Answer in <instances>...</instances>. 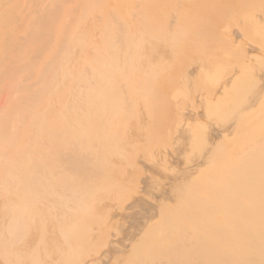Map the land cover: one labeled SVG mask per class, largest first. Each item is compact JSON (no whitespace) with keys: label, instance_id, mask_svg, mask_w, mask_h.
<instances>
[{"label":"bare ground","instance_id":"1","mask_svg":"<svg viewBox=\"0 0 264 264\" xmlns=\"http://www.w3.org/2000/svg\"><path fill=\"white\" fill-rule=\"evenodd\" d=\"M199 1L196 3L195 0H0V191H3V193L5 191L11 192V194L7 192L0 194V241L2 247L4 246V248L0 247L2 250L6 252L7 249L8 251L10 249L12 251L18 249L17 251H20L21 253L20 248H26V246H24L26 244L25 240H29L28 244L32 240L31 238H28V235H31L32 237L34 236L35 238L36 235L38 236V234L41 233L39 232V228L41 229L44 226L47 227L46 222L48 219H44L46 218V216H44L46 213L44 212V209L40 210L41 207H45L46 203L54 202L55 206L53 203L50 205L52 207L54 206L52 209L54 212V209H56L55 213H52L51 206L47 204L49 208L46 207L47 213L50 209L52 214L49 216L51 217V215L54 216L60 211L63 213L68 211L70 212V208L64 207L66 203L68 205V202L70 201L69 207H73L74 205L76 206L71 208L73 212H75L74 210H77L78 206V210H80L79 212H83L81 215L83 217L86 215L84 220L81 218L82 216L80 213L76 214V219L80 215L78 222L74 219L75 217H72L75 214L72 215L69 212L67 213L68 215L60 212L56 215L58 217H54L57 219L63 217L62 220H64L67 215L68 218L65 219L66 222L70 216V218H73L77 224L80 225L81 223L83 226H86L88 223H85V225L82 221H85V219L89 217L91 218L85 222H89L92 219L93 215L91 216L92 213L90 212L93 211V214L95 212L94 215L96 216V212L99 213L103 209V207H100L101 210L96 208L101 205L98 206V204H95V206L89 201L90 197L92 198V201L93 199H96L93 198L94 195H96V191L92 192L91 189H89L92 184L91 182L93 181L94 183L96 180L91 178L90 181H88V177V179H86L88 182L85 181L87 183L82 181L84 177L83 175L86 174L88 176L87 173L89 172L90 167H92L89 165H93V163L89 164L87 162L88 157L90 158V155L88 156V154H92L94 158L100 155L101 158L99 156L97 159L100 158L99 161L101 159L105 161L103 157H105V159H109L107 157H112V154L115 153L110 152L112 154H104L102 157V153L108 146L109 151L110 149L115 151V148L113 150L112 147L113 145L118 144V140L119 144L122 140H124L125 142H122L124 145L126 143L125 139H127L125 138L126 136H129L130 140V135L124 134L125 136H122L123 133L121 135V139L123 137L125 139H118L120 137L119 134L121 132H125L123 131L124 128L125 130L128 128L125 127L127 124H131L129 125L130 127L132 126L130 129H134V131L140 124L142 126L145 124H151L152 127L147 125H145V127H149V130L154 132L155 139L157 138L155 132H157V134L160 132L159 135L162 134L163 136L166 134L167 138L164 137L163 139H160L158 143L154 138L152 139L151 136L154 135L151 131L150 138L152 140H149L150 142H153V145H148L150 144V142H148L149 136L145 139V134L149 131H146L147 128L145 129V127H142L143 130L141 128V131L138 129L141 127L139 126L137 129L143 134L137 130L138 132L136 131V133L138 136L136 135V138H140H138V140L135 139V134L133 135V133H135L134 131H132L133 133L131 132V136L134 137L136 142L138 141V144L145 139L146 142L144 144L147 145V147L149 146L148 148H145L148 150L146 151L147 153H145V150L142 152L143 148L137 146L139 148L136 147L134 151L137 149L140 151L141 149L140 152H137L143 157H138V155H136V158H133L135 157L133 156L135 154L131 153L130 149L133 151V148H131L133 147L131 141L133 143L135 141L131 140L129 142L128 139L127 141L129 142V146L131 143V147L128 146L127 142L126 144L130 149L129 152L124 151L125 153H129V155L133 154V157L130 158L129 156L131 159V165L130 163L129 165L131 167H134L135 165L140 167L142 164L146 165L147 162L149 163V165L144 166V170L140 167L143 171L138 172V175L140 176L143 172L148 176V180H143L145 185L148 183V186L142 190H145L144 192L148 195L143 196L144 200L142 199V203L141 200H139V197L140 199L142 198V195L140 196L141 188L139 187V191L136 190L138 183L135 182L134 190V186L131 184L133 181H129L130 175L128 176V174H123L124 177H128L129 184L133 187L131 186L129 189L126 187L122 188L128 189V192L130 190H134L137 193L139 192L138 194H135L136 196L139 195L137 198L140 202H136V204L133 203V205H135L134 207L130 206V208H135L134 211L126 205L128 209L133 211L132 214L135 216L132 217L131 215H124L131 217V222L126 219L127 217H125L124 220H121L124 217H120V219L117 216V219L121 220H117V222H122V226H124L123 223H125V220L132 225L134 223L133 228H130L131 225H128V228L130 229H127V227L124 228L120 223L118 224L115 222L114 227L121 226V231L123 228L125 231L127 229V232L124 233L123 231V234L121 233L126 236L124 239L122 238L124 241L122 240V242H120L122 235L115 234V232L114 236L116 238L118 235L120 236L117 238H120L119 243L115 238L114 239L117 241H114L113 239V243L109 242L110 238L108 237L110 236H108V234L111 235L112 241L113 232H106L107 234H104V230L101 229L103 232L99 231V236H101L102 239L108 236L104 240L108 239L110 245H114V247L112 249V246L107 245L108 243L106 244L104 240L103 242L105 243L103 244L100 241V244L98 241L99 239L97 240L98 235L95 236L97 231H92L91 229L92 227L94 228L96 224H92L93 226L91 228L85 229L90 227L89 223V226L87 225V227H83V229L86 231L90 230L88 235L93 232V238H96L95 240L97 241V245L96 242L93 243L94 240L91 241L88 239L89 236L87 234L88 240H85L84 237L83 239L85 242L89 241V243L85 246L90 244L89 246H91V251L89 250V252L91 253L86 251L88 250L86 249L88 247L84 250L82 249L84 247L80 246V242H74L76 240L74 238V240H72L73 244L71 241V244L69 243L70 239H68V243L66 244H70L72 246L76 243V247L73 248L75 251H79L81 248L82 250L79 251L81 254L78 252H72L70 245L69 247L71 249H69L68 252V245L62 246L64 243L59 244L58 241H60V239L59 237H55L57 236L56 233L50 234L53 235V237H51L49 232L47 233L48 236L47 234L44 235L45 233L41 234L47 236L45 237L46 244L42 243L44 244L42 245L40 243V240L42 241L44 238H41V235L40 237L36 236L38 240L36 238V244L34 243L35 245H33V242L32 244H29L28 247L31 245V249L29 248L31 252L33 248L31 255L34 257L35 255L39 256L41 252L39 253L37 250H39L38 248L40 246H42V249L39 251H45V248H48L45 252H52V250L49 251V249L52 248L51 240L57 241L59 239L53 244V249L56 251L54 247L55 244L61 245L62 248L67 247L65 248V251H63L64 254L62 249H59L61 250V252L59 251L60 254H63L62 259L69 258L65 261H69L71 256V260H75L76 256L80 257L78 260H81L82 257L87 259L86 256L89 257L90 254H92V246L94 244L97 246L96 248L101 246L103 250L105 249V251L107 249L105 246H110L113 251L110 253H106L104 251L105 254H107L105 255L102 254L104 253L103 251H100L102 249H98L96 251H100L99 253L102 252L99 255L100 258H98L97 255L99 253L96 251H93L95 255H92L93 257L96 256L97 259H100L101 261L96 260L100 261V263L95 261L96 257L91 259L90 256L88 263H85L87 260H82L84 262L80 261V264H93L94 262H96V264H104V260L102 262L101 259L104 255L106 256L105 264H264V27H261V25L264 26V22L262 21L264 12L261 13V16L263 17H261L260 14L258 16L252 15L254 12L258 14L259 11H263L259 5H256L257 3L254 0H218L219 3L217 0H210V2L208 0L209 4L207 2H203L204 0ZM257 2H259V0H257ZM203 3H207L208 5L212 4L213 6H211L210 9V6H205ZM260 3L262 5L261 1ZM253 4L258 6L260 10H258ZM213 7L220 9L221 13L217 14L219 10H216V8L213 9ZM254 9L258 12L254 11ZM207 11H212L211 15L214 14L216 16L213 15L214 18H211L208 14L210 12ZM226 15L229 16L226 17ZM205 16L207 18L209 17V20H207ZM221 16H224L227 19L229 18L227 23H225V26L222 22H226V20L222 21V19L225 18L221 19ZM186 17H189L190 20ZM202 19L204 22L206 19V22L203 23ZM198 20L200 23H198ZM253 23L259 25L258 28L260 27L261 30L263 29V33L261 32L262 34L260 35L259 32L258 37L257 32L260 29L257 30L255 29V26L253 27V25H250ZM199 24H201V27ZM220 24L223 26H220ZM238 24L240 26H236ZM241 26L245 28H241ZM230 27H232L230 30L231 33L234 32L232 30H235V34L237 33V35L238 33L239 35H241V33H245V35H243L246 39L245 41L255 38L256 42L254 40H252L253 44H251L252 41L251 43L244 42V44H247L245 47L242 45L244 41L242 40L243 37L239 35L240 39L238 38L237 42L235 41L237 36H232L234 42L230 41L231 35L229 36V30L226 31L224 29H230ZM236 28H239L240 32L239 29L237 30ZM220 29L221 31L223 29L225 30L224 32L228 34L227 36H229V39L226 38V34H222L223 32L219 33ZM244 29H246L247 33ZM250 30H253L252 34H249ZM220 34L224 35L225 38ZM246 34L250 35L251 38L247 40L249 37L246 36ZM227 40L229 42H233L234 44H229ZM238 40H241V44H238ZM240 45H242V47ZM173 47L174 50L177 48L178 51L176 53L175 51H173V53L171 52ZM156 60H160V66H156ZM141 61L143 65H140ZM193 61L197 64H195L196 67L201 63L202 65L204 64L209 66L210 68L211 66L212 68L214 67L213 69L215 72L218 68V75H222V77H218L217 73L213 72L216 74L213 76L214 79L217 81L220 78V80L224 78L223 80H226L227 83H224V85L221 84L219 89L218 86L220 84L218 83V86H216L217 83L215 80H211L213 79L212 76L211 78L207 77L208 75L213 74V70H209V72L207 71L206 73L210 74L206 75V77V73H201L203 75L200 74L203 77L200 75L194 77L193 75L199 74L196 72L197 69H194V72L190 69L192 73H189L191 75L193 74L192 76L188 74L189 70H186L187 74L185 73V75H183L184 70L181 71V67L178 65L176 66V63H184V66H182V64L181 66L184 69H187L185 63L190 62L192 64ZM150 62H153L155 65L152 64L153 66H151ZM147 63H149L148 65L150 66H148ZM190 63L187 64L189 67L194 64V62L192 65ZM170 64H173L174 68H177L176 70L174 69L176 72L173 70V73L175 72V74H177H173L174 77H178V75L184 76V78H182V76L180 78L178 77V79L182 78L178 81V83L182 81L181 84H184L183 81L188 80L187 82H190L189 85L192 83L195 85V87L193 84L189 87L188 84H185V90L188 88V91H190V88L192 90L194 88V91L197 90L199 83L203 82V79L201 80V78H208V80H206L207 82H203V85L205 86L200 85L198 87L200 90L201 87H203V90H201L202 96H206L208 93L213 95V91L211 92L209 89H214L215 91L217 88L220 90L216 91H219L218 96L213 99L215 94L213 97L208 94L212 97L210 98L207 95L210 100H208L207 97L204 98V96H200V98H198L200 93V90L198 89L199 91L197 90V92H195L198 93V95H195V98L200 99V101H198L200 103L202 100L203 103L201 105L199 103L196 106L195 104L197 99L194 100L195 102L191 100L193 102H191V105L195 103L194 106L197 108H194V106L190 107V104H188V101H190V99L194 96L193 94H195L192 93V90L191 92L187 91V94L192 93V95L190 94L192 96L189 97L190 99L188 98L185 101V99H182L183 97H181V100H179L178 98L182 95V87L184 85L180 87V83L179 85L176 83V87V84L172 83L175 85L171 87L170 82H177L175 80L178 79H176V77H171L173 76L171 73H169L171 76H167V70L169 71L170 67H173ZM133 65L134 67H132ZM195 66L193 65L192 67ZM206 66L205 68H207ZM157 67H159V69ZM199 67H201V65ZM202 68L203 67L200 68V71ZM178 69L180 71H178ZM142 70L144 72L147 71L146 73L149 71L151 74L148 73V76L151 75V77L155 74L154 77L151 78L153 81L155 78H161L160 81L155 80V82L159 81L156 83L150 80V87L149 84L147 85V87H149L148 92H146L147 87H137L141 86L144 78L145 81L143 84L146 85L148 83V81H146V77L148 76L145 74L146 77H144V74L141 73ZM202 71H205V69ZM179 72H182V74H179ZM135 73H138L136 78L138 79L139 77L136 81L137 83L134 81L136 88L133 87L134 85L131 82L133 79L125 82L128 77L131 78L130 76H136ZM223 74H228L230 80L228 81V78H225V75L223 77ZM111 77H115V80L117 78V85L121 83V85L124 84V86H128V83L131 82L130 86H128V88L123 86L124 89L127 90L121 91L123 89L122 86V88L119 87L120 89L118 90V87H115L116 82H112ZM119 77L126 79L124 80L122 78V81L120 82ZM192 77L195 80L190 81V78ZM148 79H150V77ZM166 79H172V81L168 80L169 82L167 83ZM196 79L197 83L198 80H201L198 85L195 82ZM209 79L211 82L213 81L215 85L211 82L209 83ZM138 81L140 83H138ZM204 83L207 85L209 83L210 88ZM129 87H133L134 90H130ZM176 88L178 90H176ZM205 88L209 91L207 94H203ZM118 91L120 92L119 96L115 97L116 94L118 95ZM126 91L131 93V95ZM132 93L135 94L133 95ZM175 94H178V97ZM127 95L132 96L134 99L133 100L131 98L134 101L133 103L129 102L132 100H130ZM183 95H185V93ZM188 96L189 95H186V97ZM201 97L205 100L201 99ZM177 99L180 103L184 100L182 106L176 105L179 103L176 101ZM184 102L189 105L187 106L185 104L190 110L193 107L192 114L194 115L195 112V114H197L196 118H190L191 116L188 112L189 109H186L185 106H183ZM198 105L203 108L198 107ZM198 108L199 110L203 109L201 111L203 114L199 113L201 114L200 119H202H198L199 121L197 120V118H199L198 113H196L199 112ZM134 123L137 125L139 123V125L137 126ZM98 124H103V127L101 125L98 126ZM111 124H118L119 126H112ZM121 124L126 125L121 127ZM105 125L106 128L108 127L107 129L104 127ZM101 129H104V131L107 132L100 135V133L103 132ZM143 131H146L145 134ZM162 132H165V134ZM126 133L128 132L126 131ZM139 133L141 136H139ZM142 135L145 136L142 137ZM168 138H172L174 142L172 146L170 145L172 140L170 141V144H167L169 143L168 140H170ZM139 139L142 140L139 142ZM161 140H163L162 144H165L166 141H168L166 143L167 145H162L160 143ZM99 141L101 142L99 143ZM93 144L97 148H94ZM142 144L143 143L141 142L140 145ZM144 144L143 146L145 147ZM101 145L102 150L106 148L103 152L100 150L101 148L99 149L98 147ZM116 146L118 147V145ZM151 146H154V148L156 147L155 149L158 147L161 151L157 149L155 151L158 152L155 153L154 151L153 153H150L149 157L148 152L152 151L149 150V148H153ZM162 146H166L164 148V152H162ZM168 146L171 148L169 149ZM119 147L118 149L116 148V151H119V149L121 150L122 147ZM119 155H121L120 152ZM115 156H117V153ZM144 157H147L145 158L147 161L144 160V163L140 159L141 163H143L138 165L139 158L143 159ZM119 158L123 160L122 157ZM132 158H138V162L136 160L133 161ZM148 158H150V162ZM116 159L117 157L115 158V161L118 163V160ZM126 160H128V158ZM103 161L97 162L98 165L95 167L97 169H95L96 171H98L99 167V171L101 170L102 163L103 166H106L104 164H108V160L106 162ZM109 161V165L112 162V166L113 161ZM120 161L121 160H119V162ZM122 162L123 163L121 165L124 164V161ZM123 166H125V164ZM106 167L109 168L108 165ZM119 167L122 168V166ZM119 167H116L117 171L120 170ZM131 167H129L130 170L132 169ZM69 168L71 173H69ZM116 168H112L113 171ZM57 170H59V172ZM61 170L65 175L60 174L62 173ZM65 171H67V173ZM99 171L96 175L95 173L93 175L97 176L98 174L100 180H102L100 175L106 171L105 169L101 170V174ZM107 171L108 172L104 176H107L110 170ZM131 171L133 172L134 170L132 169ZM90 172H94V167L90 169ZM54 173L56 175L58 174V177L61 175L63 177V182L60 184L65 185L66 188L64 186V188L59 186L60 184L58 185L60 190H58V186L56 187V190L59 192H64L62 195H59L60 193H57V195L54 193L56 195L55 196L53 194L55 191L51 192L55 189V187H50L51 181L52 183L54 181L58 183V177L56 178V176H53ZM113 174L110 175L113 176ZM93 175H91V177H93ZM110 175L109 177H102L103 187H107V183L109 187L112 185L111 182L110 185L106 180V178H114V176L110 177ZM131 175L133 176L135 174L132 173ZM85 178L86 176L84 179ZM98 179L97 182L99 181V184L100 180ZM124 179V182H128L126 181L127 178ZM114 181L118 182L116 179ZM143 181L141 182L143 183ZM80 183L83 184L80 185ZM84 184H88L87 187L89 186V188H86L89 189V191L87 190V192L91 193H88L90 196L88 195L89 197L87 200L85 197L82 201H80L79 197H77L79 195L83 197L80 191H85L82 192L83 195H85V193L87 194ZM119 184L122 185V183ZM78 185L80 186L77 187ZM81 186L83 187L81 188ZM112 186L110 188H112ZM124 186H127V184ZM144 186L142 185V188H144ZM42 187L43 189H46L45 191L39 189L41 190L39 193L37 188ZM48 187L52 190H49L47 194ZM78 188H81L80 191ZM91 188L94 190L95 188H99V191L101 190V188L96 185L94 188L93 185H91ZM113 188L115 190L117 186L116 188ZM120 188V191L124 190H121ZM104 189L103 191L105 192ZM23 191H27V193L30 194L35 193V195L33 197L30 195L32 197L31 200L28 198L26 199V197L24 199L25 193L24 195L22 194L23 197L21 196V192ZM42 191L44 194L41 193ZM74 191L78 194H75L76 197L74 196ZM78 191L80 193H78ZM99 191L97 192L100 193ZM36 192L40 196L39 197L37 194L39 201L42 199L40 204L38 203ZM49 192L52 194L50 195ZM104 192L101 195L102 197L107 198L106 196H108L110 192L112 193V190L108 191L109 193L105 192L106 194ZM45 193L47 196H45ZM120 193L123 194L125 191ZM41 194L43 196H41ZM113 194L116 197V194ZM97 195L95 197H97ZM44 196L47 200L52 199V201L50 200V202H48ZM48 196L50 198H47ZM52 196L54 198H52ZM117 196L119 195L117 194ZM126 196L128 197L129 195ZM34 197L35 199L33 200ZM108 197V202L114 198L112 196L111 198L110 196ZM129 197L131 198L129 199ZM129 197L128 200L135 198L131 195ZM63 198L64 200H62ZM23 199L29 202L35 201V207L38 206V203L40 208L36 207L37 209H33L35 211L39 209L37 212L40 211L39 213L41 214L39 216V213L34 215V213L36 214L37 212H35L32 208L31 210L33 213H31V210L29 212V209L25 210L24 208H27L29 205L34 207V204H32L33 202H28V205L23 206ZM103 199L104 198L101 200ZM96 200L94 201L96 202ZM113 200L111 201L114 202ZM61 201L63 202L61 203ZM76 201H79L80 203L89 201V205L87 203L85 204H87L88 207L94 205V208H96L97 211L94 208L93 209L95 211L90 209L91 207L87 208L86 206L85 209H81V207H79L80 203L76 204ZM1 202L4 204L2 205ZM64 202L66 203L63 206ZM116 202L112 203L114 204L113 206L120 203L118 201ZM124 202L127 204V201ZM11 203L17 204L18 207H15L14 205L13 206L15 208L12 207ZM59 203L63 206L62 210L61 208L57 209V206L60 207ZM71 204L73 206H71ZM105 204H108L107 201H105ZM121 204H123L122 201ZM20 206H22V208ZM118 206H120V204ZM118 206L117 210H119ZM115 208L116 207H113L114 210H116ZM86 209H88L89 212L88 210L86 211ZM125 209L121 207L118 213H115V217L117 214H121L122 210L129 213V210L127 211V209ZM98 210L100 211L98 212ZM109 210L110 211L108 212L111 213V215L114 214L111 209ZM103 211L107 213V209ZM85 212L90 214L87 215ZM28 213H30L32 215V219L36 221H40V219H35L36 216L39 218L42 214H44L42 215L44 218L42 219L41 217V219L45 221L42 223L43 226L40 224L41 220L39 222L40 225L38 229H35L38 230L36 231L38 234L30 233L34 232V228L37 227H32L34 226L33 224L31 225L33 220L31 219V215H28ZM62 214L65 216H62ZM96 218H98V221ZM113 218L114 216L110 218V220L107 219L110 221L109 223H112ZM8 219L12 221L14 220L19 227H16V224H13L14 226L11 224H8V226L6 223L3 224ZM92 220L96 223L101 222L99 221L100 218L97 216ZM104 220H102V223ZM73 221L71 222L72 226L74 224ZM60 223H62V221ZM67 223L64 224L68 225ZM71 223L69 225H71ZM36 224L38 223L36 222ZM36 224L35 226H38ZM77 224L75 226L78 228ZM105 224L111 228L114 225L113 223V225H107L106 220ZM4 225H6V228H10L12 226L13 228L10 229L11 231L13 229L14 232H11L10 229L7 228L11 232V235L10 232H8L7 235L9 236H7L6 233L8 230H5L6 233L2 231V227ZM52 225L58 226L56 223ZM125 225L127 226L126 223ZM49 227L51 228L52 226ZM98 227L102 228L101 224ZM64 228L66 227H63V229ZM71 228L72 227L70 226V229ZM29 229H32V231L28 234L27 232ZM113 229L109 230L114 231ZM66 230H68V227ZM66 230H64L65 232L61 231V235L65 233L63 236L67 239V237H70V234L67 236ZM140 230H146L145 232H147V234L142 233L144 231L140 234ZM72 231L75 232V229L73 228ZM118 231L120 232V229ZM128 231H130V233ZM56 232L58 233V231ZM100 232H102L103 236ZM79 233L80 232H78V234ZM78 234L75 236L78 237ZM133 234L135 236H133ZM79 235H81V233ZM86 235H81V237H86ZM140 235L143 237H139ZM49 236L54 238L49 239L51 248L49 245L45 247ZM73 236L74 235H72V237ZM91 237L92 236L90 235L89 238ZM38 241L40 244L38 243L39 246L37 247ZM116 242L118 244H116ZM128 243H130V246H127ZM77 246L80 248H77ZM110 247H108V249ZM24 249H22L21 258H23V256L25 257V255L30 256L29 258L26 257L27 259L25 258L28 261L26 262V260H24V264H37L38 262V264H41V260L44 259L43 256L39 257L41 260H38V257L36 256L37 259L35 257V261L33 260L34 257L32 258V256L29 255L31 252H27L29 249L25 250L26 254H24ZM44 251H42V253ZM83 251H86L87 253H84L88 255H84L82 253ZM107 251H110V249ZM3 252H0V256ZM5 252L4 254L7 253ZM4 254L2 255V258L5 256ZM10 254L12 256V252ZM19 254H16L19 256H17L18 258H20ZM82 254L84 256L81 257ZM115 254L123 256L120 257L117 255L120 257V259H117L119 257ZM57 255L60 258V260L57 258L60 263V261H62L61 257L59 253ZM57 255L55 254V256H53L58 257ZM101 255H103V257ZM45 257L51 261L50 256V259L48 258V255ZM112 257H114L113 262L111 260ZM5 258L10 260L13 259L12 257L9 258V256ZM93 259L94 261H92ZM3 260L4 259H2V261ZM48 260H46L45 263V260H42V264H49L47 263L49 262ZM52 260L57 262L54 258ZM65 261L60 264H64ZM12 262L9 261L8 264H12ZM19 262L14 263L21 264V259ZM74 262H77L78 264V261ZM2 263L5 264L6 262L3 261ZM50 263L54 264L52 261Z\"/></svg>","mask_w":264,"mask_h":264},{"label":"rangeland","instance_id":"2","mask_svg":"<svg viewBox=\"0 0 264 264\" xmlns=\"http://www.w3.org/2000/svg\"><path fill=\"white\" fill-rule=\"evenodd\" d=\"M198 1H199V0H197V1L195 0L196 3H198ZM202 1H203V0H202ZM215 1H216V0H215ZM219 1H222V0H219ZM254 1L257 3L256 5H259V7L262 8L261 10H263V11H259V12H258L257 10L254 9V11L258 12V14H256V13L254 12V13H252V15H253V16H258V15L260 14V16H261V15H262L261 13L264 12V8H263L264 0H259V2H257V0H254ZM260 1L262 2V5H261ZM199 2H200V1H199ZM203 2H207V3H208V0H206V1L204 0ZM209 2H210V0H209ZM217 2H218V0H217ZM217 2H216V3H217ZM232 2H233V1H232ZM255 2H254V3H255ZM207 3H206V4L203 3V5L207 6V5L209 4V3H208V4H207ZM211 3H213V2H211ZM218 3H219V2H218ZM220 3H221V2H220ZM201 4H202V2H201ZM214 4H215V3H214ZM222 4H224V3H222ZM226 4H227V3H226ZM253 5H255V4H253ZM256 5H255V6H256ZM208 6H210V9H211V6H213V5L210 4V5H208ZM218 6H219V5H218ZM202 7H203V6H202ZM220 7H222V6H220ZM215 8H216V7H213V9H215ZM253 8H254V6H253ZM256 8H257L258 10H260V9L258 8V6H256ZM221 9H222V8H221ZM216 10H219V11L217 12V14H220V13H221L220 9L216 8ZM212 11H213V10H212ZM212 11H207V12H210V13H208V14L210 15L211 18H214V16H216V15H214V14H213L214 16L211 15V14H212V13H211ZM252 11H253V10H252ZM224 13H225V12H224ZM206 15H207V14H206ZM263 15H264V14H263ZM207 16H208V15H207ZM212 16H213V17H212ZM224 16H225V14H224ZM224 16H221L220 18H221V19H222V18H225V19H222V21H223V20H224V21L226 20V22H222V23H224V26H225V23H227V21L229 20V18L227 19L226 17H228L229 15H228V16L226 15V17H224ZM261 17H263V16H261ZM186 18H188V20H190L189 17H186ZM205 18H207V17L205 16ZM215 18H218V17H215ZM220 18H218V19H220ZM183 19H184V18H183ZM257 19H258V18H257ZM188 20H187V21H188ZM202 20H203V19H202ZM207 20H209V17L207 18ZM214 20H215V19H214ZM185 21H186V20H185ZM210 21H212V20H210ZM262 21L264 22V17H263V20H262ZM205 22H206V19H205ZM205 22H204V20H203V23H205ZM208 22H209V21H208ZM198 23H200L199 20H198ZM201 23H202V22H201ZM210 23H211V22H210ZM211 24H212V23H211ZM196 25H197V23H196ZM200 25H201V24H199V26H200ZM250 25H253V27L255 26V29H257V30L260 29V30L257 32V37H258V33H259V32H260V33H259L260 35L264 32L263 29L261 30L260 27L258 28L259 25L254 24V23H253V24H250ZM250 25H249V26H250ZM260 25H261V24H260ZM220 26H223V25L220 24ZM236 26H240V25L238 24V25H236ZM236 26H235V27H236ZM200 27H201V26H200ZM256 27H257V28H256ZM261 27H264V26L261 25ZM222 28H223V27H222ZM222 28H221V29H222ZM241 28H245V27H242V26H241ZM221 29H220V32H219V33H222V32H223L222 34H224V35L226 34L224 31H225V30H226V31L229 30L228 33H230L229 36L231 35V36H230L231 39L233 38L232 36H235V37L237 36V38L234 37V38L236 39V40H235L236 42H237V39L239 38V36L243 37L242 40H244V41H243L242 45L245 46V47L247 46V44H244V42H245V43H246V42H247V43H251L252 40H254V41L256 42L255 38H252V40H248V39H250L251 37H250V35H247V34H246V36L249 37V38H247V40H248L249 42H248V41H245L246 39H245V37L243 36V35H245V33H244V34L241 33V35H239V33H238L239 36L237 35V33L235 34V30H232V31H234V32H233L234 34L231 33L230 30L232 29V27H230V29H226V28H224L225 30L223 29L222 31H221ZM236 29L238 30L239 28H236ZM251 29H253V28H251ZM237 30H236V31H237ZM244 30L246 31V29H244ZM257 30H256V31H257ZM216 31H217V30H216ZM252 31H253V30H252ZM252 31L250 30L249 34H250V33L252 34ZM262 31H263V32H262ZM237 32H238V31H237ZM239 32H240V29H239ZM243 32H244V31H243ZM261 32H262V33H261ZM208 33H209V32H208ZM246 33H247V31H246ZM222 34H220V35L224 37V35H222ZM253 34H254V32H253ZM227 35H228V34H226L225 36H227ZM229 36H227L226 38L229 39ZM253 37H254V35H253ZM224 38H225V37H224ZM231 39H230V41H233V42H234V39H232V40H231ZM239 39H240V38H239ZM227 41H228V40H227ZM240 41H241V40H240ZM240 41L238 40V44H241ZM233 42H229V41H228L229 44H230V43H233ZM236 42H235V43H236ZM255 42H254V43H255ZM233 44H234V43H233ZM251 44H253V41H252ZM242 45H240V46L242 47ZM245 47H244V48H245ZM248 47H249V44H248ZM170 49H172V48H170ZM170 49H168V50H170ZM241 49H242V48H241ZM246 49H247V48H246ZM243 50H245V49H243ZM166 51H167V50H166ZM173 51H175V53H176L178 50H177V48L174 50V47H173V49L171 50V52L173 53ZM246 52H247V50H246ZM241 55H242V54H241ZM149 60H150V59H149ZM146 61H148V60H146ZM159 61H160V60H159ZM159 61H157V60L155 61V62H156V66H157V65L160 66ZM157 62H158V63H157ZM187 62H188V61H187ZM193 62H194V64H193ZM193 62H192V64L195 66L196 63H195V61H193ZM139 63H140V62H139ZM139 63H138V65H139ZM141 63H142V61H141ZM141 63H140V65H143V63H142V64H141ZM189 63H190V62H189ZM189 63H185L187 69H184V68L182 67V66H184V63H183V64L181 63L182 66H181L180 63H178V64L176 63V66H177V65L180 66L181 69H180V67H179V69H180L181 71H182V70H184V71H186V70L188 71V70H189V71H188V74H189V75H191L190 73L194 72V69H195V70L197 69L196 72L199 73V74H195V75L192 74L194 77H195V76L197 77V75H200L201 73L205 74L207 71L209 72V70H210V71L213 70L212 73H213V72H214V73H217V76H218V77H219V76L222 77V75H218V72H219V70H218V72H217V69H218V68L216 69V72H215V70L213 69L214 67L212 68V66H211V68H210L209 66H206V65H204V64H203V65H204V66H203V65L200 63V64H198L197 67H196V66H195V67H192L193 65L190 63L192 66L189 67V66L187 65V64H189ZM148 64H149V63H147V65H148ZM152 64L155 65L153 62H152V63L150 62V65H151V66H153ZM106 65H108V64H106ZM109 65H110V64H109ZM150 65H148V66H150ZM170 65H171V64H170ZM170 65H169V66H170ZM174 65H175V63H174ZM174 65L172 64L171 66H173V67H170V69H169V71H171V72H169V71L167 70V76H168V75L171 76V75H173V74H174V75H177V74H175V72H176L175 70H176L177 68H174ZM196 65H197V64H196ZM200 65H201V67H203L202 70L205 69V71H202V70H201L202 72L200 71V68H201V67H199ZM110 66H111V65H110ZM135 66H136V65H135ZM205 66H206L207 68H209V69L205 68ZM106 67H107V66H106ZM129 67H130V66H129ZM132 67H134V65H133ZM144 67H145V66H144ZM150 68H151V67H150ZM157 68L159 69V67H157ZM160 68H161V67H160ZM172 68H173V69H172ZM151 69H152V68H151ZM174 69H175V70H174ZM179 69H178V71H180ZM190 69L192 70V72L190 71ZM206 69H207V70H206ZM148 70H149V69H148ZM173 70L175 71L174 73H173ZM142 71H143V70H142ZM142 71H141V73L144 74V77H146V75L148 76L149 71H148V73H146L147 71H146V72H144V71L142 72ZM184 71H183V75H185V73L187 74V71H186V72H184ZM198 71H199V72H198ZM189 72H190V73H189ZM169 73H171V75H170ZM214 73L211 74V75H208V74H210V73H208V74L206 73V74H205V77H206V75H208V76H207L208 78H209V77L211 78V76H212L213 79H211V80H215V82L217 83L216 86H218V83L220 84V85L218 86V88L221 87V84L224 85V83H227L226 80H225V81L223 80L224 78H222V80H220V79H221V78H220V79H219L220 81H219V80L216 81V79H214V77H213V76L216 75V74H214ZM133 74H134V73H133ZM135 74H136V73H135ZM145 74H146V75H145ZM149 74H151V73H149ZM179 74H182V72H181V73L179 72ZM203 74H201V75H203ZM154 75H155V74H153L152 77H154ZM174 75L171 76V77H174ZM192 75H191V76H192ZM201 75H200V76H201ZM224 75H225V74H223V77H224ZM133 76H134V75H133ZM137 76H138V73H137L136 76H134V77H132V76H130L131 78L128 77L129 79L127 78V80H126L125 82H128L129 80L133 79V81L131 80V82H132V84L134 85V81L136 82V81L139 79V77H138V79L136 78ZM181 76H182V75H181ZM181 76L178 75L179 78H180ZM225 76H226L225 78H228V81H229V80H230L229 75L226 74ZM149 77H150V79H148ZM152 77H151V75H149L148 77H146V78H147L146 81H148V83L145 82V83H147L146 85L143 84L144 81H145V80H144L145 78L143 79V83L141 82L142 79H141V81L139 80V81L142 83V84H141L142 87H141V86H137V87H138V88H139V87H140V88H143V86H144V88H145V87H147L148 84H149V87H150V84H151V83H150V82H151L150 80L153 81V79H151ZM171 77H168V78H171ZM175 77H176V76H175ZM175 77H174V78H175ZM178 77H176V79H178ZM189 77H190V76H189ZM198 77H199V76H198ZM201 77H203V76H201ZM119 78H120L119 81L121 82V81H122L121 79H122L123 77H119ZM135 78H136V80H135ZM182 78H184V76H182ZM182 78H181V79H182ZM208 78H206V79L201 78V80L203 79V82H207L206 80H208ZM123 79H124V78H123ZM125 79H126V78H125ZM125 79H124V80H125ZM160 79H161V78H158V79L155 78L153 82H155V80H159V81H160ZM181 79L175 80V81H177V82H173L172 79H170V80L172 81V82H170V83H171V84H170L171 87H172L173 85H175L176 83H177L178 85H179V83H180V85H181L180 87H182V86L184 85V86L182 87V89L184 90V91L182 90V95H183L184 93H185V95H183V96L180 95L179 98H178L179 100H181L180 98L183 97L182 99H185V101H186V100L192 95V93L197 92V90L199 89L198 87H199L200 85H201V86L203 85V82H200L201 80H200V81L198 80V83L200 82L201 84L199 83V86H197V90L194 91V88L192 87L193 90L190 88V91H188V90H189L188 87H187L188 89L186 88L187 90H185L184 88H185V84H188V85H189L190 82H187V81H188V80H187V81H183L184 84H181L182 81H180V82L178 83V81L181 80ZM190 79H191L190 81L195 80V79H193V77L190 78ZM199 79H200V78H199ZM217 79H218V78H217ZM111 80H112V82H116V86H115V87H118V90L120 89L119 87H121V86L123 87V86H124V84L121 85L120 82H119L120 84L117 85V78H116V80H115V77H111ZM166 80H167V79H166ZM168 80H169V79H168ZM168 80L166 81L167 83L170 81V80H169V81H168ZM173 80H174V79H173ZM211 80L209 79L208 82L210 83ZM139 81H138V83H140ZM159 81H156V82H159ZM218 81H219V82H218ZM223 81H224V82H223ZM125 82H123V83H125ZM131 82L128 83V84H129L128 86H130V83H131ZM156 82H155V83H156ZM193 82H194V81H193ZM195 82H196V84L198 85V83H197V79H196ZM136 83H137V82H136ZM136 83H135V84H136ZM172 83H175V84H172ZM191 83H192V82H191ZM209 83H208V85H207L206 83H204V84H206L207 87L209 86V88H210ZM211 83L214 84L213 81H212ZM177 84H176V87H177ZM192 84H193V83H192ZM192 84L189 85V87L192 86ZM212 84H211V85H212ZM112 85H114V84H112ZM136 85H137V84H136ZM170 85H169V86H170ZM188 85H186V86H188ZM214 85H215V84H214ZM214 85H213V86H214ZM128 86L125 85L124 87H125V88H126V87L128 88ZM193 86L195 87L194 84H193ZM203 86H205V85H203ZM113 87H114V86H113ZM115 87H114V88H115ZM122 87H121V88H122ZM124 87H123V89H122L121 91L127 90V89H124ZM133 87L136 88L135 85H134ZM133 87H132V88L129 87L130 90H134ZM149 87H147V91H146V92H148ZM214 87H215V86H214ZM110 88H111V86H110ZM211 88H212V87H211ZM215 88H216V87H215ZM218 88H217L215 91H214V89H213V90L209 89V91H211V92L213 91V92H212L213 95L215 94L213 99H215V98L218 96V92L220 91V90H219L220 88H219V89H218ZM111 89H112V88H111ZM116 89H117V88H116ZM195 89H196V88H195ZM207 89H208V88H207ZM142 90H143V89H142ZM142 90H141V91H142ZM145 90H146V89H145ZM176 90H178V89L176 88ZM191 90H192V93L187 94L188 92H191ZM199 90H200V89H199ZM199 90H198V91H199ZM201 90H203V87H201ZM201 90L199 91L200 93H201ZM205 90H206V88H205ZM205 90L203 91V94H207V93L209 92V91H207V90L205 91ZM217 90H219V91L216 92ZM114 91H115V90H114ZM185 91H186V92H185ZM187 91H188V92H187ZM126 92H127V91H126ZM130 92H134V91H130ZM214 92H215V93H214ZM119 93H120V92L118 91V95L116 94L117 96H116L114 93H113V94L115 95V97H118V96H119ZM122 93H123V92H122ZM127 93H129V92H127ZM142 93H143V91H142ZM142 93H141V94H142ZM177 93H178V92H177ZM200 93H199V95H198V93H195V94H193V95H194L193 98H191V99L189 98L190 101H188V104H190V107H191V106H194V104H195V103H194L193 105H191V102H192L191 100L194 101L195 99H197V100H196L197 102H196V104H195L196 106H197V104L200 103V102H198V101H200V99H198V98H200V96H202V93H201V94H200ZM216 93H217V95H216ZM129 94L131 95V93H129ZM132 94L134 95L135 93H132ZM138 94H139V93H138ZM190 94H191V95H190ZM196 94L199 96V97L196 96V97H198V98H195V95H196ZM208 94H209L210 96L213 97V95H211V93H208ZM208 94H207V95H208ZM144 95H145V94H144ZM175 95H177V97H178V94H175ZM186 95H189V96L186 97ZM207 95H206V96L203 95L204 98H206ZM209 95H208V97H210ZM127 96H128V98H130V100L133 99L132 96H129V95H127ZM149 96H150V95H149ZM149 96H148V97H149ZM184 96H185V97H184ZM203 96H202V97H203ZM145 97H147V96H145ZM191 97H192V96H191ZM202 97H201V99L205 100V99L202 98ZM208 97H207V98H208ZM212 97H210V98H212ZM109 98H110V96H109ZM128 98H127V99H128ZM131 98H132V99H131ZM143 98H144V96H143ZM210 98H208V100H210ZM116 99H117V98H116ZM116 99H115V100H116ZM146 99H147V98H146ZM146 99H145V100H146ZM148 99H149V98H148ZM178 99H177L176 101L179 102V103H177L176 105H177V106H180V105L182 106V103H183L184 100L180 103V101H178ZM133 100H134V99H133ZM133 100H132V101H129V102H132V103H133V102H134ZM211 100H212V99H211ZM112 101H113V100H112ZM176 101H175V102H176ZM189 102H190V103H189ZM194 102H195V101H194ZM132 103H131V104H132ZM192 103H193V102H192ZM202 103H203V101L201 100L200 105H201ZM204 103H205V101H204ZM185 104L187 105V103L184 102V105H183V106H185V108L187 109L188 107H186ZM128 105H129V104H128ZM200 105H198V107L203 108V107L200 106ZM187 106H189V105H187ZM203 106H204V104H203ZM194 108H197V107L194 106ZM188 109H189V108H188ZM192 109H193V107H192ZM192 109H191V110L189 109L190 111L188 110V112H189V114H190V116H191L190 118L193 119V118H196V117H197V116H196L197 114H195V112H194V115H193V114H192V113H193V110H192ZM194 110H195V109H194ZM198 110H199V108H198ZM202 110H203V109L199 110V112H196V113H198V116H199V118H197V120H198V119H199V120H202V119H200V118H201L200 115L203 114V112L201 113ZM195 111H197V110H195ZM199 113H201V114H199ZM192 119H191V120H192ZM195 120H196V119H195ZM197 120H196V122H197ZM199 120H198V121H199ZM134 124H136V123H134ZM99 125L102 126L103 124H98V126H99ZM107 125H108V124H107ZM111 125L113 126L114 124H111ZM116 125H118V124H116ZM116 125H114V126H116ZM121 125H122L121 127H124L126 124H121ZM123 125H124V126H123ZM129 125H131V124H129ZM129 125L127 124V125L125 126L126 128H127V127H128V128H127L126 130H125V128H124L123 131H125V132H121V133L119 134L120 137H119L118 139H121L122 136H125L126 134H129V135H130V140H129V136H128V137L126 136L125 138H127L129 142H130L131 140H134V137L131 136L132 133H133L132 131H134V129L131 130L130 128H131L132 126L130 127ZM132 125H133V124H132ZM136 125H137V124H136ZM138 125H139V123H138ZM138 125H137V126H138ZM145 125H147V124H145ZM145 125L142 126V125L140 124L139 126H141V127L138 126L139 128H138V127L135 128V131H134L135 133H133V135L135 134L134 136H135V139H136V140H138V138H140V137L136 138V135H137L136 131H137L138 129L141 130V128H142V127L144 128ZM152 125H155V124H152ZM109 126H110V125H109ZM118 126H119V125H118ZM133 126H134V125H133ZM147 126H151V124H149V125H147ZM102 127H103V126H102ZM104 127L106 128V125H105ZM151 127H152V126H151ZM151 127H150V128H151ZM105 128H104V129H105ZM107 128H108V127H107ZM107 128H106V129H107ZM137 128H138V129H137ZM143 128H142V130H143ZM146 128H147L148 130H147ZM162 128H163V124H162ZM104 129H101V130H103V132H101L100 135H103V134H105V133L107 132V131H104ZM110 129H111V127H110ZM128 129H130V130H128ZM145 129H146V131H149L148 133L145 131L146 134H145V132L143 131L144 134L146 135V136L144 135V136H145V139H147V138H148L147 136H149V138H148V140H149V139H151V138H150V132H151L152 130L150 131V130H149V127H145ZM139 130H138V131H139ZM142 130H141V131H142ZM161 130H164V129H161ZM126 131H127L128 133H126ZM129 131H130V133H131V132H132V133L130 134ZM138 131H137V132H138ZM141 131H139V132H141ZM99 132H100V131H99ZM122 133H123V135H122ZM141 133H142V132H141ZM151 133L154 135V132H153V131H152ZM162 133H163V132H162ZM124 134H125V135H124ZM142 134H143V133H142ZM148 134H149V135H148ZM155 134L157 135V136H156V137H157L156 139H158V140L155 139V135H154V136H151V137H152V139L154 138L155 141H157L158 143H159V140H160V139H163L164 137H166L165 132L163 133V134H165V136H163L162 134L159 135L160 132H159V134H157V132H155ZM121 135H122V136H121ZM167 135H169V134H167ZM137 136H138V135H137ZM139 136H141L140 133H139ZM144 136L142 135V137H144ZM158 136H159V137H158ZM160 136H161V137L163 136V137L161 138ZM99 137H100V136H99ZM146 137H147V138H146ZM168 137H169V136H168ZM125 138L123 137L122 139H125ZM166 138H167V137H166ZM122 139H121V140H122ZM127 139H125V140H126V143L128 142ZM145 139H144L143 141H141L142 139H141V140L139 139V142L141 141V142L144 144V143L146 142ZM152 139H151V140H152ZM168 139H170V140H168L169 143H167L168 141H166V143H167V144H170V143L172 142V143L170 144V145L172 146V145L174 144L172 138H168ZM136 140H134V141H135L134 143L131 141L133 147H131V143H130V146H129V142H128V146L131 147V148H133V151H131V149L127 146L126 143H125V145L122 144V142H123V143L125 142L124 140H122V142H120V144H119V140L117 141L118 144H116V145H118V147L120 146L119 148L122 147L121 150L119 149V151H116V150L118 149V147H117L116 145H113V147H112L113 150H114V148H115V151H112L111 149H110V151H109V148H108L109 146H108L107 149L104 148V149H106L104 152H103L104 149L102 150V145H104V144H102L101 146H98L99 149L101 148L100 150L103 152V153H102V152L100 151L103 155H102L101 153H99V154L102 155V157L104 156V154H105V155H110V154H112V153L115 152L114 154H112V155H113L112 157H111V156H110V157H109V156L107 157V158H109V159H105V157H103L105 161H103V159H101L103 162H106V161L108 160V162H107L108 164H104V165H106V166L108 165V166H109V168H107L106 166H103V163L101 164V166H102V167H101V170H104V169H105V171H106L105 173H102V175H100V174H101V170L99 171V169H100V167H99L98 171L100 172L99 175L101 176V179H102V180H100L98 174H97V176H95L96 173L98 172V171H96L97 169L95 168V167H97L96 165H98L97 162H102L101 160L99 161V159L101 158V156L99 155L100 158L97 159V157H99V156H97L96 158H94L92 154H88V156L90 155V158L88 157L89 160L87 159V162H88L89 164H90V163H93V165L90 164L89 166H92V167H90V169H92V168L94 167V172H90V169H89V172L87 173L88 176H87L86 174H84L83 176H84V177L86 176V178L84 179V177L82 176L83 179H84V180L82 179V181H84V183H87V182L90 181V179L92 178L93 180H96V182L94 181V183H93V181L91 180V181H92V182H91L92 184L89 182L91 185H93V188H94L95 185L101 188L100 191H99V188H98V189L95 188V190H94V189L91 188V185H90L89 183H88V184L90 185V188H89V186L87 187L88 184H87V185L84 184V185H85V186H84L85 188L87 187V188L91 189L92 192L96 191V192H95L96 195H97V193H98L97 191L100 192V193H98L97 197H95L96 195H94V197H93V198L98 199V200L100 201V203H99V201L96 200V199H93V201L96 200V202L94 201V203H93L91 197L89 198V201H90V203L92 202V204H94V205H95V204H98V206L101 205V206H99V207H96V208H98V209H100V207H103L102 210L100 209L101 211L98 210V212L100 211L99 213H102L103 215H102V214H99V213L96 212V214H97L96 216L100 218L99 221H101V222H97V223H96V222H93L94 220H92V219H93L94 217H96V216L94 215L95 212H94V214H93V211L90 210V211H91L90 213H92L91 216L93 215V217H92V219H91L92 221L90 220L89 222H85V221H88L89 218H91V217H89L90 215L88 216L89 218H86L85 221H82V223L84 222L83 224L88 223V224H87L88 226H89V223H90V227H87L86 224H85L86 226H83V225L80 223L81 220L79 221V223H80L81 226H80L79 224H77L76 221L78 222V219H80V215H81L83 212H81V213L79 212L80 210H78V206H77V210H74V209H76V208L73 209V210L75 211V212H73L71 208H73L75 205L73 206V205L71 204V206H73V207H69V206H70V204H69L70 201H69V202L67 201V202H68V205H67L66 202H64L63 206H64L65 203H66V205H65L64 207H65V208H70V210H71L72 212H71V211H70V212L68 211V212H69L70 214H72V215L75 214V215H73V216L71 215V216H72V217H75L74 219H75L76 221H75L73 218H70V216H69V219H70L71 221L68 219L69 222H68V220H67L68 223L66 222L65 219L68 218V217H67V215H68L67 213H68V212H64V213H63V212L60 211V212L63 213V214H67L64 220H62L63 217L60 218V219H57V218L54 217V216H56V215H57L58 213H60V212H58L56 215L53 214L54 216H52V215H51V217L49 216L50 214L55 213V212H56V209H54L55 212L52 210L53 207L55 206V205H54V202H50V200L52 201V199L47 200L45 196H47L49 190H52V189H51L52 187H55V189L51 191V192L55 191V192H53V194L56 193V195H57V193H60L59 195H62L64 192H61V191L59 192V191H58V190H60L59 186H62V187L64 186V187H65V185H61V184H60V183L63 182V181H62V179H63L62 175H61V176L59 175L60 177H58V176H57L58 174L56 175V174L54 173L53 176H56V178L58 177V183H57L56 181H54V182L52 183V181H51V185H50V183H49V185H50L51 188H49V187L47 188V194L45 193L46 195L44 196L45 199H46L48 202H50V203H46V204H45V203L43 202V203L45 204V207L43 206V205H44V204H43V205H41V206H43V207L40 208V207H39V204L42 202V199L40 198L41 201H39V198H38L39 194L36 192V196H37V194H38L37 199H38V203H39V204L37 203L38 206H36V207H37V208L39 207L40 210L44 209V212H45L46 214H45V215L42 214V215L46 216V218H44L42 215H41V217H42V219H43V218H44V219H48V221L46 222V226H47V227L44 226V227L41 228V229L39 228V232H41V233H39V234L36 232V231H38V230H35V229H38V227H39L40 224H41V226H43L42 223H44L45 221H43V220L41 219V217L37 218L41 213H39L40 211L37 212L39 209H38L37 211H35V210L33 209V208H36V207H35V204H36V203H34L35 201H34V202L31 201V202H33L32 204H34V207H33L32 205H31V206L29 205L27 208L25 207L24 209H25V210L29 209L28 211L30 212V210H31V208H32L35 212H37L36 214L34 213V215H37V214L39 213L38 216H36V217L33 215V216L35 217V219H37V220L40 219V221H41V220H42V221H41V223L39 224L40 221L33 220V219H32V215H31L30 213H28V215H31V219L33 220V221L31 222V225L33 224L34 226H32V227H33V228H34V227H37V228H34V232H30V231H32V229H31V230L29 229V231H28L27 233L29 234V232H30L31 234H38L39 237H40V235H41L42 233H45L44 235H46V234L49 233V232H50L49 235H50V234H53V233H56L57 236H55V235H54V236H55V237H59L60 241H58L59 239L57 240V241L59 242V244L64 243V244H62V246H64V245L67 246V245H68V244H66V243H68V239H70V240H69V243H70V241H71L72 244H73V241H72V240L76 239L74 242H76V243H77V242H78V243L80 242V246H81V247L83 246L84 248H82V249H84V250H85L86 247H88V248H86V249H88V250H86V251H88V253H91V252H89V250L91 251V246H89L90 244H88L87 246H85L87 243H89V241H86V242H85L84 239H83V237L85 238V240H88V239L91 240V241L94 240L93 243L96 242V245H97V241L95 240L96 238H95V237L93 238L94 234H93L92 231L96 230V231L98 232V234H97V232H96V233L94 232V233H95V236H97V235L99 236V231H102L101 229L104 230V234H105L106 232H107V233H112V232H113V233H112V235H113V236H112V241H111V235H110V234H108V236H110V237L106 236V237L110 238V239H109V240H110L109 242H112V243H113V239H114V238L117 239L118 237H120V236L118 235L117 238H116V237L114 236L115 234H120V235H122V234H123V231H124V233H125V232H127V229H130L131 227L133 228L134 223H133V225H132V224H130V223L128 222V221H130V219H132V218L129 217V216H124V215H131L132 217H135V216L132 214L133 211L135 210V208H133V207L135 206V205H133V203H135V204H136V202H137V203H140L139 200H141V203H142V201L144 200V199H143V198H144L143 196H147V195H148L146 192H144L145 190L142 191L143 189H145V187L148 186V183H146V185H145V184H144V181H143V180H148V176L145 175L144 172H143L144 175H143L142 173H140V174H142L143 176H142V175H141V176L138 175V172H139V171L142 172V171L145 169L144 166L149 165L148 162H147L146 165H143V164H142L143 162L145 163V161H147V160L145 159V158H147V157H144L143 159H142V158H139V162L137 161L138 158H137V159H133V158H136V155H138V157L141 156V154L138 153V152L141 151V149H140V151H139V149H137V150L134 151V149H136L137 146H140V148H141V147L143 148V149H142V150H143L142 152H144V150H145V153H147L146 151H148V150L145 149V148L147 147V145L144 144V145H145V147H144L143 144L140 145L141 142L138 144V141L136 142ZM165 140H166V139H165ZM171 140H172V141H171ZM162 141H163V140H161V142H160L161 144H162ZM170 141H171V142H170ZM100 142H101V141H99V143H100ZM148 142H150V140H149ZM148 142H147V144H148ZM135 143H137L138 145L135 144ZM152 143H153V142H150V144H148V145H153ZM166 143H165V144H166ZM134 144H135V145H134ZM156 144H157V143H156ZM161 144H160V146H161ZM163 144H164V143H163ZM163 144H162V145H163ZM165 144H164V145H165ZM167 144H166V145H167ZM69 145H70V144H69ZM83 145H85V144H83ZM122 145H123V146H122ZM154 145H155V143H154ZM157 145H158V144H157ZM170 145H169V146H170ZM125 146H126V147H125ZM134 146H135V148H134ZM155 146H156V145H155ZM160 146H159V147H160ZM169 146H168V147H169ZM84 147H85V146H84ZM93 147H94V148H97L96 146H94V144H93ZM110 147H111V146H110ZM127 147H128V149H127ZM148 147H149V146H148ZM148 147H147V148H148ZM151 147H153V148H149V150H152L151 152H148V156H149V157H150V155H149L150 153H153L155 150L159 149L158 147H157V149H155L156 147L154 148V146H151ZM165 147H166V146H165ZM165 147L162 146V148H161V149H163L162 152H164V150H165L164 148H165ZM168 147H167V149H168ZM116 148H117V149H116ZM123 148H124V149H123ZM137 148H139V147H137ZM170 148H171V147H169V149H170ZM129 149H130V152H131V153H134L135 155H133V154L129 155V153H125V152H127V151L129 152ZM95 150H96V149H95ZM124 151H125V152H124ZM137 151H138V152H137ZM159 151H161V150L159 149ZM110 152H112V153H110ZM119 152H120L121 155H119ZM123 152H124L125 154H124ZM135 152L138 153V154H136ZM157 152H158V151H155V153H157ZM162 152H161V154H162ZM116 153H117V156H115ZM145 153H143V154H144L145 156H147ZM127 154H128V155H127ZM143 154H142V155H143ZM124 155H125V156H124ZM132 155L135 156V157H133ZM91 156H92V157H91ZM118 156H119V157H122L123 160H122L121 158H119ZM129 156H130V158L133 157V158H132L133 161L136 160V161L139 163L138 165L142 164V165H140V167H141V169H143V170H141L140 167H139V166H136V165H135V166L133 165L134 167H131V166H130V165H131V163H130V160H131V159L129 158ZM113 157H114V158H113ZM116 157H117L116 160H118V163H119V164L115 161V158H116ZM124 157H125V158H124ZM141 157H143V156H141ZM127 158H128V160H129V162H128V160H126ZM112 159H114V160H112ZM140 159H141V161H143L142 163H141ZM149 159H150V158H148V160H149ZM93 160H94V161H93ZM109 160L113 161V165H112V166H111V163H112V162H111L110 165H109V162H110ZM119 160H121V161L119 162ZM125 160H126L127 162H126ZM144 160H145V161H144ZM122 161H124L125 166H123L124 164L121 165V164L123 163ZM94 162H95V164H94ZM115 162H116V163H115ZM149 162H150V160H149ZM114 163H115L116 165H115ZM129 163H130V165H129ZM132 163H133V162H132ZM126 164H128V165H126ZM117 165H118V166H117ZM119 166H122V168H120ZM71 167H72V166H71ZM104 167H105V168H104ZM116 167H117V168L119 167L120 170L117 171V168H116ZM123 167H125V168H123ZM127 167H128V168H127ZM129 167H131L134 171L132 172V171H131L132 169L130 170ZM137 167H138L139 169H138ZM102 168H104V169H102ZM110 168H111V169H110ZM112 168H116V169H114V171H113ZM134 168H136V169H134ZM95 169H96V170H95ZM121 169H122V170H121ZM107 170H110L109 173H108V175H107L108 177H109L110 174L115 173V170H116V173L113 174V176H114V178H115L118 182H115V181H114V180H115L114 178H112V179H110V178H106V180H107V182H109V184H110V182L112 183L113 186L110 184V185L112 186V188H110L111 186H110V187L108 186V183H107V185H106L107 187H103L104 185H102V184H103V178H104V177H107V176H104V175H106V173L108 172ZM135 170H136V171H135ZM57 171L59 172V170H57ZM61 171H62V170H61ZM67 171H68V170H67ZM67 171H65V172L67 173ZM70 171H71V170H70V168H69V173H71ZM58 172H56V173H58ZM102 172H103V171H102ZM111 172H112V173H111ZM127 172H128V173H127ZM69 173H68V174H69ZM94 173H95V175H93ZM121 173H122V174H121ZM132 173L135 174V175H133L134 177L131 175ZM60 174H64V172L62 171V173H60ZM123 174H126V175L128 174V176L130 175V176H129V178H130L129 181H133V182H134V183L131 182V184H133V186H134L135 182L138 183V184H137V185H138V186H137L138 189H137V187H136V190L139 191V187L141 188V190H140V191H141V192H140V196L142 195V198H141V199H140L139 195L136 196V194H135V193H137V192L134 191V190H135V189H134L135 186L133 187L131 184H129L128 177H127V176L124 177ZM64 175H65V174H64ZM66 175H67V174H66ZM89 175H90V176H89ZM91 175H93V177H91ZM121 175H122V176H121ZM137 175H138V176H137ZM47 176H48V175H47ZM113 176L110 175V177H113ZM116 176L118 177V179H117ZM120 176H121V177H120ZM45 177H46V176H45ZM88 177H89V180L87 181L86 179H88ZM95 177H96V178H95ZM102 177H103V178H102ZM119 177H120V178H119ZM123 177H124V178H127L126 181H128V182H124L125 179H124ZM98 178H99V179H98ZM146 178H147V179H146ZM49 179H50V178H49ZM97 179L100 180V183H101V182H102V183H101V184H100V183L98 184L99 181L97 182ZM122 179H124V180L121 181ZM85 181H87V182H85ZM120 181H121V182H120ZM141 181H143V183H142ZM119 183H122V185L119 184ZM59 184H60V185H59ZM82 184H83V183H80V185H82ZM94 184H95V185H94ZM104 184H105V179H104ZM125 184H127V186H124ZM58 185H59V186H58ZM80 185H78L77 187H79ZM119 185H120V186H119ZM139 185H140V186H139ZM142 185H143V186L145 185L144 188H142ZM57 186H58V190H56V187H57ZM116 186H117L118 189L116 188ZM131 186L133 187L134 190H133V191L130 190V191L128 192L127 190H128L129 187H131ZM62 187H61V188H62ZM64 187H63V188H64ZM82 187H83V186H81V188H82ZM102 187H103V189L105 188L104 190H105L106 193H109L108 191H111V190H112V193L110 192L111 195L109 194L108 196H110V198H111V196L114 197L115 199H114V198L111 199V200L114 199V200H113L114 202H112V201L110 200V201H109L110 203H109V202H108V200H109V199H108V198H109L108 196H106L107 198L102 197L101 194H103V192H104L103 189H102ZM113 187H115L116 189L114 190ZM120 187H121V188H120ZM122 187H124V188L126 187V188H128V189H124V188H122ZM44 188H45V187H44ZM65 188H66V187H65ZM81 188H78V190L80 191ZM85 188H84V189H85ZM87 188H86V192H87V190L89 191V189H87ZM119 188H120L121 190H122V189H124V190L120 191ZM39 189L45 191L46 188H45V189H43V187H42V188H37V190H39ZM84 189H83V190H84ZM109 189H110V190H109ZM130 189H132V188H130ZM146 189H147V188H146ZM37 190H36V191H37ZM41 190H39V193H40ZM63 190H65V189H63ZM75 190H77V189H75ZM116 190H117V191H116ZM65 191H67V190H65ZM79 191H78V193L81 192V194H82V196H83V197H81V195L77 196V197H79V200H80V201H82V199H84L85 197H86L85 199L87 200V198L90 196L88 193H91V192H87V194L85 193V195H86V196H85V195H83V193H82V192H85V191H82V190H81L80 192H79ZM101 191H102V192H101ZM113 191H114V192H113ZM124 191H125V193H123V194L120 193V192H124ZM147 191H148V190H147ZM6 192L9 193V194H11V192H9V191H5L4 193H6ZM51 192H49L50 195L52 194ZM105 192H104V193H105ZM116 192H117V193H116ZM126 192H128V193H126ZM4 193H3V191H0V194H4ZM24 193H25L24 199H25V197H26V199L28 198V199L31 200L32 197L35 195V193H34V194H30V193H27V191H23V192H21V196H22V194L24 195ZM41 193H43V191H42ZM106 193H105V194H106ZM113 193L116 194V197H115V195H114ZM138 193H139V192H138ZM138 193H137V194H138ZM43 194H44V193H43ZM75 194H76V193H75V191H74V196H75ZM105 194H104V195H105ZM117 194H118L119 196H117ZM30 195H32V197H31ZM50 195H49V196H50ZM54 195H55V194H54ZM56 195H55V196H56ZM59 195H58V196H59ZM76 195H78V194H76ZM88 195H89V196H88ZM92 195H93V194H92ZM100 195H101V196H100ZM126 195H129V196L131 195V196H134L135 198H132L131 200H128V197H129V196L127 197ZM41 196H43V195L41 194ZM49 196H48L47 198H50ZM98 196H99V197H98ZM22 197H23V196H22ZM39 197H40V196H39ZM44 197H43V199H44ZM75 197H76V196H75ZM101 197L104 198V199H103L104 201L101 200V199H102ZM118 197H119V198H118ZM122 197H124V198H122ZM126 197H127V198H126ZM137 197H139V200H138ZM0 198H1V196H0ZM52 198H54V197L52 196ZM80 198H81V199H80ZM100 198H101V199H100ZM125 198H126V199H125ZM130 198H131V197H129V199H130ZM21 199H22V198H21ZM24 199L22 200V201H24V202H23L24 205H23V203H22L23 206L28 205L29 203H31V202H29V201H27V200H24ZM34 199H35V197L33 198V200H34ZM45 199H44V200H45ZM72 199H73V198H72ZM74 199H76V198H74ZM77 199H78V198H77ZM90 199H91V200H90ZM106 199H107V200H106ZM133 199H134V200H133ZM135 199H136V201H135ZM142 199H143V200H142ZM0 200H1V199H0ZM53 200H54V199H53ZM62 200H64V198H63ZM65 200H67V199H65ZM70 200H71V199H70ZM86 200H85V201H86ZM115 200L118 201V202H120V203H119L120 206H118L119 204H118V205L116 204V205L119 207V210H120L121 207H123V209L126 208L127 211L129 210V213H127V212H125L124 210H122L121 214L119 213V215L117 214L116 217H115V213H116V212L118 213V211H119V210H117V206H116V205L113 206L114 204H112V203H115V202H116ZM25 201H26L27 203H26ZM47 201H45V202H47ZM73 201H74V200H73ZM73 201H71V202H73ZM89 201H87V202H82V203H80L79 201H76V202H77L76 204H79V203H80V204H79V207H81V209H82V208L85 209V206H86L87 208L91 207L90 209H92V210L95 209V210L97 211V209L94 208L96 205H95V206H94V205H91V206H89V207L87 206V204H88V205L90 204V203H88ZM105 201H107L108 204H105ZM121 201L123 202L124 206H123V204H121ZM124 201H127V204H125ZM28 202H29V203H28ZM59 202H60V201H59ZM62 202H63V201H61V203H62ZM102 202H104V203H102ZM111 202H112V203H111ZM1 203H2V202H1ZM52 203H53V205H54L53 207L50 205V204H52ZM74 203H75V202H74ZM85 203H87V204H85ZM116 203H117V202H116ZM130 203H131V204H130ZM3 204H4V203H2V205H3ZM11 204H12V207H14V206H15V207H18L17 204H13V203H11ZM47 204H48L49 206H51L52 213L50 212V209L48 210V213H47V208H46V207L49 208V206H48ZM83 204H84V205H83ZM104 204H105V205H104ZM13 205H14V206H13ZM56 205H57V203H56ZM102 205H103V206H102ZM106 205H108V206H106ZM121 205H122V206H121ZM126 205H127L129 208H130V206H133V207L130 208V209L133 210V211H131L130 209H128V207H127ZM8 206H9V205H8ZM59 206H60V207L57 206V209H58V208H61V210H62V207H63V206H61L60 203H59ZM66 206H67V207H66ZM82 206H83V207H82ZM104 206H106L107 208L104 207ZM111 206H112V207H111ZM9 207H10V206H9ZM9 207H8V208H9ZM15 207H14V208H15ZM20 207L22 208V206H20ZM75 207H76V206H75ZM109 207H110V208H109ZM113 207H116V208H115L116 210H114ZM37 208H36V209H37ZM55 208H56V207H55ZM93 208H94V209H93ZM104 208L107 209V213H105V211H103V210H106V209H104ZM79 209H80V208H79ZM109 209H111V211H113L114 214L111 215V213L108 212V211H110ZM126 209H125V210H126ZM66 210H68V209H66ZM87 210H88V209H86V211H87ZM95 210H94V211H95ZM9 211H10V210H9ZM31 211H32V210H31ZM58 211H59V210H58ZM64 211H65V210H64ZM82 211H83V210H82ZM88 212H89V210H88ZM31 213H33V211H32ZM42 213H43V211H42ZM77 213H78V214L80 213V215H79L78 218L76 219V216H77L76 214H77ZM85 213L87 214V212H85ZM90 213H88V214H90ZM104 213H105V214H104ZM123 213H125V214H123ZM47 214H48V215H47ZM63 214H62V216H65V215H63ZM70 214H69V215H70ZM88 214H87V215H88ZM98 214H99V216H98ZM107 214H109L110 216L107 215ZM122 214H123V215H122ZM59 215H60V214H59ZM83 215H84V214H83ZM101 215H102L103 217H104V215H105V217L103 218ZM48 216H49L50 218H49ZM81 216H82V215H81ZM85 216H86V215H85ZM85 216H84V217H85ZM100 216H101V217H100ZM113 216H114V218H113V220H112V223H113L114 225H113L112 223H109L110 221H108V220H110V218H112ZM117 216H118L119 218H120V217H124L123 219L120 218L121 220H124L125 217H127L126 219H127L128 221L126 222V220H125V223L127 224V226L125 225V223H123L124 226H122V224H121L122 222H121V223H120V222H117V220H119V219H117ZM28 217H29V216H28ZM56 217H58V216H56ZM59 217H61V216H59ZM84 217L82 216L81 218H83V220H84ZM128 217H129V219H128ZM54 218H55V219H54ZM102 218H103V219H102ZM105 218H106V219H105ZM56 219H57L58 221H57ZM104 219L106 220L107 225H108V224H112V225H113V226L111 225L112 228L109 227V226H106V224H105V220H104ZM107 219H108V220H107ZM73 220H74V221H73ZM96 220L98 221V218H96ZM102 220H104L103 223H102ZM121 220H119V221H121ZM30 221H31V220H30ZM59 221H60V222L62 221V223H60ZM72 221H73L74 224L76 223V224L78 225V228L75 226L76 224H75V225L73 224V226H72V223H71ZM36 222H37L38 224H36ZM63 222H64V223H67L68 225L64 224ZM115 222H117L118 224L120 223L121 226L124 227V228L127 227L126 231H125L124 228H123L124 230L122 229V231H121V226H120V227L117 226V227H119V228L114 227V226H115ZM123 222H124V221H123ZM130 222H131V221H130ZM5 223H6L7 225H8V224H9V225L11 224L12 226H14L13 224H16V227L18 226V224H17L16 222H14V220L12 221V220H9V219H8V220L5 221L3 224H5ZM34 223H35L36 225H38V226H35ZM54 223H56L58 226H56V225H52V224H54ZM70 223H71V225H69ZM117 223H116V224H117ZM92 224H93V225L96 224V225H95L96 227L94 226V228H93V227H92V226H93ZM100 224H101V227H102V228H99V227H98V226H100ZM118 224H117V225H118ZM0 225H1V224H0ZM9 225H8V226H9ZM103 225H104V226H103ZM128 225H129V226L131 225L130 228H128V227H129ZM5 226H6V225H4V226L2 227L3 229L1 228L2 231H4V233H6L5 230H8V229H10V228H13V227L11 226L10 228L7 227V228H8V229H7ZM41 226H40V227H41ZM49 226H52V227L50 228ZM54 226H56V227H54ZM60 226H61V227H60ZM70 226L72 227L71 229H70ZM79 226H80L82 229H81ZM4 227H5L6 229H5ZM18 227H19V226H18ZM48 227H49V228H48ZM59 227H60V228H59ZM63 227H66V228L63 229ZM67 227H68V230H66ZM83 227H84V228L87 227V228H85V229H89V228L92 227V228H91V229H92V231H91L92 233H90V235L92 236L91 238H93V239L89 238L90 235H88V232H90V230H89V231H88V230L86 231V230L83 229ZM104 227H105V228H104ZM73 228L75 229V232L78 231V232L81 233V235H86V234H87L89 237H88L87 235H86V237H85V236H82V237H81V235H79L80 233L78 234V232L75 233L74 231H72ZM98 228H99V229H98ZM108 228L111 229V230H112L113 228H115V229H113L114 231H111V230H109ZM116 228H117L118 230L120 229V232H119ZM59 229H61V230H59ZM62 229H63V231L66 230V231H67V232H66V233H67L66 235L68 236V234H70V237H67V239H66L65 236H63V234L65 235V233H63V234L61 235V233L63 232ZM16 230H17V229H16ZM16 230H15V231H16ZM106 230H107V231H106ZM10 231H11V229H10ZM10 231L8 230L7 233H6V235H7L8 232H10ZM12 231H13V229H12ZM12 231H11V232H12ZM44 231H45V232H44ZM47 231H48V232H47ZM51 231H52V233H51ZM53 231H55V232H53ZM56 231H58V233H57ZM61 231H62V232H61ZM85 231H86V232H85ZM142 231H144V230H142ZM142 231L140 230V234H141ZM145 231H146V230H145ZM145 231L142 232V233L147 234V232H145ZM11 232H10V235H11ZM13 232H14V231H13ZM35 232H36V233H35ZM59 232H60V233H59ZM64 232H65V231H64ZM73 232H74L75 234H74ZM102 232H103V231H102ZM102 232H100V233L102 234ZM115 232H116V233H115ZM128 232L130 233V231H128ZM134 232H135V231H134ZM82 233H83V234H82ZM107 233H106V234H107ZM114 233H115V234H114ZM121 233H122V234H121ZM129 233H128V235H129ZM28 234H26V235H28ZM58 234H59V235H58ZM76 234H78V235H77L78 237L75 236ZM92 234H93V235H92ZM101 234H100V235H101ZM134 234H135V233H134ZM134 234H133V236H135ZM145 234H144V235H145ZM44 235H41V238L44 237V238H43L44 241H43V239H42L43 242L40 240V243H41V244H42V243H45V241H46V238H45V237L48 236V234H47V236H44ZM72 235H74L75 237H74V236L72 237ZM126 235H127V234H126ZM7 236H9V235H7ZM29 236H31V235H28V238H31V239H32V240L29 242V244H30V243L32 244V242H33V245H35V244H36V238H37L38 236L36 235L37 237L35 236V238H34V236H33V237H32V236L29 237ZM50 236L53 237V235H50ZM50 236H49V238H48V242H47V245H45V247H47L48 245H49V247H50V244H49V243H50V242H49V239L51 238ZM98 236H97V240L99 239V240H98L99 243H100V241H101L103 244L106 242V244L108 243L107 245H110V243L108 242V239H106L107 241L104 240L106 237H104V238L102 239L101 236H99V238H98ZM102 236H103V234H102ZM104 236H105V235H104ZM25 237H26V236H25ZM87 237H88V239H87ZM125 237H126V236L122 235V236H121V241H120V242H122V240H123ZM139 237H143V236L140 235ZM64 238L66 239L67 242L65 241ZM73 238H74V239H73ZM122 238H123V239H122ZM33 239H35V240H33ZM51 239H54V238H51ZM115 239H114V241H117V240H118L117 242L119 243L120 238L117 239V240H115ZM37 240H38V238H37ZM77 240H78V241H77ZM103 240H104L105 242H103ZM25 241H26V244H25L24 246H26V248H25V249L22 248V249H24V250H23V251H24V254H26L25 250H27V249H29V248L31 247V245H30V247H28V246H29V244H28V241H29V240H28V241L25 240ZM34 241H35V242H34ZM57 241H55V240H51V244H52L51 247H52V248L50 247L51 249H49V251L52 250V252H51V251H50V252H45V251L48 250V248H45V251L42 250V251H44V252L42 253V251H39V250L42 249V246H40L41 248L39 247V248H38L39 250H37V251H38L39 253L41 252V254H39V256H38V255H35L36 252L34 251V252H35V253H34L35 257L37 256V257H38V260H41V258H39V257H40V256H43L44 259H42V260H43V261L45 260V261H44V263H45L46 260H48L47 257H45V256L48 255V258L50 259V257H51V261L54 262V264H56V263L60 264L61 262H64L65 260H68L69 258H67V259H66V258H65V259L63 258V259H62V256H63V254H64L63 251H65V248H67V247L62 248L61 245H59V244H58V245L55 244L54 247H55V250H56L57 252L54 251V249H53V244H54L55 242H57ZM62 241H63V242H62ZM83 241H84V242H83ZM123 241H124V240H123ZM23 242H24V241H23ZM52 242H53V243H52ZM117 242H116V244H118ZM24 243H25V242H24ZM34 243H35V244H34ZM38 243H39V241L37 242V244H38ZM40 243H39V244H40ZM76 243H75V245H72V246L70 245V244H71V243H70L69 245L71 246L72 249H71V248L69 247V245H68L69 248H67L68 250H67V249H66V250L69 252V249H71L72 252H78L79 254H81V253L79 252V251L82 250L80 247L77 246V248H80L79 251H78V250L75 251L74 248H73V247H76ZM84 243H85V244H84ZM39 244L37 245V247L39 246ZM45 244H46V243H45ZM91 244H92V242H91ZM100 244H101V243H100ZM106 244H105V245H106ZM116 244H115V245H116ZM0 245H1V241H0ZM42 245H44V244H42ZM56 245H57V247H56ZM110 246H112V245H110ZM110 246H105V248H107L106 251H105V249L103 250L101 246H99L100 248H99V247L96 248L97 246H95V244H94V245L92 246V254L95 255V253H93V251H96V250H98V249H102V250H100V251H103V252L105 251L106 253H110V252L112 251L114 245L112 246V249H111ZM127 246H130V243H128ZM0 247H1V248H4V246L2 247V245H1ZM27 247H28V248H27ZM32 247H33V246H32ZM58 247H59V248H58ZM103 247H104V246H103ZM108 247H110V248H109L110 251H107V250H109ZM1 248H0V252H3L4 250H2ZM11 248H13V247H11ZM16 248H19V247H16ZM34 248H35V247H34ZM77 248H75V249H77ZM94 248H96V249H94ZM115 248H116V247H115ZM9 249H10V248H9ZM22 249L20 248L21 253H22ZM30 249H31V248H30ZM30 249L27 251L28 253H29ZM43 249H44V248H43ZM46 249H47V250H46ZM59 249H62L63 254H60L61 250H59ZM93 249H94V250H93ZM17 250H18V249H15V251H17ZM13 251H14V250H13ZM13 251H12L11 249H10L9 251H8V249H7V251H6L7 253L4 251L6 254H4V252H3V254L5 255V256H3V258H2V255H3V254L1 253L0 261H2V259H4L3 261L6 262L5 264H8L9 261L12 262V260H13L12 264H19V263H20L19 261H20V259H21V264H24V263H25L24 260H26L27 258L30 257V256H28V255H27V256L25 255V257L23 256V258H21V253H20V251H19V252L17 251L18 253L14 251L15 254H14ZM53 251H54V252H53ZM59 251H60V252H59ZM71 251H70V252H71ZM86 251H83L82 253H83L84 255H88V254H85V253H87ZM100 251H96V252L99 253ZM127 251H128V250H127ZM9 252H10V253L12 252V256H11V254H10ZM30 252H31V251H30ZM32 252H33V248H32ZM32 252L29 253V255H31ZM68 252H67V253H68ZM84 252H85V253H84ZM105 252H104V253L101 252V253H102V254H105ZM112 252H113V251H112ZM19 253H20V254H19ZM47 253H48V254H47ZM51 253H52L54 256H55V254L57 255V254L59 253V255H60L62 261H60V263H59V262H58V259L60 260L59 256L57 255L58 257H54ZM78 253H77V254H78ZM101 253H99V254L97 255L98 258H100L99 255H100ZM16 254H19V255H20V258H18L19 256L16 255ZM36 254H38V253H36ZM46 254H47V255H46ZM70 254H72V253H70ZM73 254H74V253H73ZM83 254L81 255V257L84 256ZM92 254H90L91 259L94 258V257H96V256L93 257ZM120 254H121V253H120ZM120 254H115V255H116V256H117V255L120 256ZM44 255H45V256H44ZM74 255H76V254H74ZM74 255H73V256H74ZM105 255H107V254H105ZM105 255H104V257H103V255H101V256L103 257V258H101V259H102V262H103V260H104V262H103L104 264H105V260H106V258H105L106 256H105ZM115 255H114V257H115ZM8 256H9V258L12 257L13 259L10 260V259H8V258H5V257H8ZM17 256H18V257H17ZM31 256H32V255H31ZM49 256H50V257H49ZM65 256H66V255H65ZM90 256H89V257L86 256L87 259H85L84 257H82L81 260H78V259H80L79 256H76V257H75V260H71V259H72V256H71V259H70L69 261H65L64 264H77V262H74V261H78V264H80L79 262L82 261V260H87V262L85 261V263H88V259L90 260ZM119 256H117V257H119ZM122 256H123V255H121L120 257H122ZM14 257H15V259H14ZM26 257H27V258H26ZM33 257H34V256H32V258H33ZM35 257L33 258V260L36 261L37 257H36V259H35ZM69 257H70V256H69ZM114 257H112V259L110 258V259L112 260V262H113ZM120 257L117 258V259H120ZM25 258H26V259H25ZM32 258H31V261H32ZM53 258H54L55 260H57V262L54 261V260H52ZM57 258H58V259H57ZM73 258H74V257H73ZM76 258H77V259H76ZM83 258H84V259H83ZM104 258H105V259H104ZM5 259L8 260V261H6ZM115 259H116V257H115ZM117 259H116V260H117ZM16 260H17V261H16ZM42 260H41V264L43 263ZM63 260H64V261H63ZM96 260H100V259H97V257H96L95 261H96ZM111 260H110V261H111ZM116 260H115V263H116ZM3 261H2V262H3ZM27 261H28V260H26V262H27ZM31 261H29V262H31ZM48 261H49V260H48ZM51 261H49V262H47V263L51 264V263H50ZM92 261H94V259H93ZM92 261H89V262H92ZM100 261H101V260H100ZM100 261H96V262H99V263H100ZM118 261H119V260H118ZM2 262H0V264H3ZM14 262H19V263H14ZM29 262H28V263H29ZM68 262H71V263H68ZM72 262H73V263H72ZM82 262H84V261H82ZM96 262H94V263L96 264ZM33 263H34V261H33ZM38 263H39V262H38ZM38 263H37V264H38ZM85 263H84V264H85ZM94 263H93V264H94ZM108 263H109V262H108ZM10 264H11V263H10ZM26 264H27V263H26ZM29 264H32V263H29ZM52 264H53V263H52ZM62 264H63V263H62ZM82 264H83V263H82ZM90 264H91V263H90ZM97 264H98V263H97ZM109 264H110V263H109Z\"/></svg>","mask_w":264,"mask_h":264}]
</instances>
